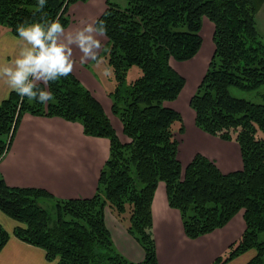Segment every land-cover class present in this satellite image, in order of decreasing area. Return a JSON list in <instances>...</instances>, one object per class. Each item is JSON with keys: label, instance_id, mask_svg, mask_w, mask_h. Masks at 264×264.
I'll return each mask as SVG.
<instances>
[{"label": "trees", "instance_id": "16d2710c", "mask_svg": "<svg viewBox=\"0 0 264 264\" xmlns=\"http://www.w3.org/2000/svg\"><path fill=\"white\" fill-rule=\"evenodd\" d=\"M85 1L46 0L38 9V0H0V27L20 37L18 25L58 17L65 28L72 21L70 5ZM263 4L126 0L122 6L108 0L97 21L106 25L108 62L117 77L111 110L128 139H120L102 103L72 72L33 89L53 94L47 104L11 92L0 105V134L7 136L0 138V159L25 113L80 122L84 134L106 137L111 145L93 197L56 199L47 189L10 187L0 176V208L18 222L16 237L44 249L47 260L56 264H159L152 201L159 183L165 182L169 205L181 212L190 238L223 228L244 211V234L213 264H225L249 250L255 255L248 264H264V102L237 97L231 90L264 85V36L256 21ZM205 17L214 24L215 49L189 104L197 127L238 141L243 167L229 173L202 153L182 164L179 134L185 131V119L170 104L186 81L172 59L189 61L202 49ZM134 65L140 76L127 83L126 73ZM48 198L54 200L52 208L43 205ZM107 205L120 217L129 215L128 231L145 250L142 261H129L117 250L105 224ZM9 238L0 224V252Z\"/></svg>", "mask_w": 264, "mask_h": 264}, {"label": "crops", "instance_id": "0c3cea01", "mask_svg": "<svg viewBox=\"0 0 264 264\" xmlns=\"http://www.w3.org/2000/svg\"><path fill=\"white\" fill-rule=\"evenodd\" d=\"M107 3L108 0H86L70 5L69 14L72 21L65 27V31H73L72 35L75 36L74 30L82 26L80 21L82 19L88 22L97 21L107 8ZM256 21L259 32L264 34V4L257 14ZM205 27H208L210 31L209 40L213 43L214 24L207 17L203 19V28ZM66 34L60 35L58 43L67 42ZM100 39L103 45L100 51L104 52L105 49L109 48V41L107 37ZM203 46L204 40L202 49ZM71 47L75 60L72 73L102 103L104 111L114 124L120 139L126 142L127 136L124 134L123 137L119 132L120 130L122 132V123L111 110L112 99L108 98V105H105L98 94L102 92H99L102 84L94 73L96 70L99 72V69L88 68L87 62L95 63V61L88 60L82 64L80 62L82 53L75 44ZM30 48L31 45L27 41L21 37H15L8 28L0 27V105L10 96L11 92L15 91L10 87V75L5 73L3 69L11 68L15 71L17 68L15 59L20 56L22 50ZM209 48L204 55H207V59L210 61L215 49L214 44H211ZM207 67L208 65L201 70L206 72ZM32 81L33 76L29 75L25 84ZM172 105L174 107L175 102ZM174 108L178 107L175 106ZM113 116L114 120L112 119ZM192 120V132H187L185 125L184 142H187V139L194 134L215 146L212 147V150L196 151V154L197 152L202 153L214 162L218 159V162L215 163L224 173L243 167L242 154L239 155L236 151L219 152V150H215L222 144L221 141H217L207 134L208 132L206 133L197 127L194 113H192ZM18 125L9 151L0 159V176L5 179L10 187L24 186L47 189L56 199L93 197L98 187V178L103 165L109 159L111 145L108 138L88 136L84 134L80 122L66 121L60 117H42L25 113ZM192 149L193 147L186 150L185 156H181L180 160L183 165L196 156V154L191 155ZM156 190L152 201V214L159 264H213L219 257L224 258L229 248L244 234L246 221H244V211H241L223 228L216 229L209 234L200 236V238H190L185 234L181 212L169 205L165 182L159 183ZM47 200H51L52 203L47 202ZM47 200H43V205L54 204L53 199L48 198ZM104 216L105 224L116 229L117 235H113L109 228L114 244L116 243L115 246L118 247L117 250L120 248L129 261H142L145 257V250L129 233L128 223L125 222L127 220L121 221V224L118 223L120 218L115 215L109 205L105 207ZM108 219L109 223H107ZM0 224L10 234L8 243L0 252V264H56L47 260L44 249L23 242L16 237L14 229L18 222L13 218L11 219L1 208ZM254 255L255 251L249 250L225 264H248Z\"/></svg>", "mask_w": 264, "mask_h": 264}, {"label": "clouds", "instance_id": "9594fccd", "mask_svg": "<svg viewBox=\"0 0 264 264\" xmlns=\"http://www.w3.org/2000/svg\"><path fill=\"white\" fill-rule=\"evenodd\" d=\"M46 0H38L37 8L43 9ZM48 27L45 30L44 25ZM81 27L76 28L75 36L73 31H65V28L57 17L55 20L47 23L35 22L25 26H17L19 36L31 45L28 50H22L20 56L15 59L17 66L13 71L11 68H4L3 71L10 75V87L21 97L27 96L28 99H38L40 103L47 104L54 100L51 92L45 90L33 91L38 88V83L47 86L49 80L56 81L61 76H67L72 72L75 63L73 57V48L82 53L80 62L83 64L88 60H94L99 63V56L103 45L101 37H106L107 29L104 21L81 20ZM66 34V43H58L60 35ZM50 42V43H49ZM33 76V81L25 84L28 76Z\"/></svg>", "mask_w": 264, "mask_h": 264}, {"label": "rangeland", "instance_id": "374dc122", "mask_svg": "<svg viewBox=\"0 0 264 264\" xmlns=\"http://www.w3.org/2000/svg\"><path fill=\"white\" fill-rule=\"evenodd\" d=\"M111 1L116 2L122 6H126V0H111ZM260 31H262V30H260ZM209 33H210V31L208 30V27L203 28V33H202L203 34L202 36H204L203 49H201L197 53V55H195L191 60H189V61H187V60L186 61H184V60L175 61L172 59L174 67L178 70V72L182 73V75L186 78V81H185V86H184L181 94L179 95L180 97L175 101H171L170 104L175 102V106L178 107L177 108L178 111L182 112L181 114H182L183 118L185 119V122H186L185 125H186L187 132H189V131L192 132V121H193L192 120V113H194L192 107H190L189 100L193 96L194 92L196 91L202 75L205 74V72L201 69H204V67L209 64V62H208L209 59H207V55H204V53L208 49H210L209 47L211 46V44H213L212 41L209 40V37H210ZM260 34H263V33L260 32ZM263 36H264V34H263ZM108 47H109V43H108ZM211 51H212V49H211ZM211 51H210V54H211ZM107 52H108V54H105L104 52L100 51L99 56L101 58V61L99 63H97V61H95V63L87 62L89 65L88 68H91L92 70H93V68L99 69V72L96 70L94 74L97 77L98 81L101 82V84H102V88L99 89V92L100 91H102V92H100L98 94L100 96V99H103L105 105H108L109 99L111 98L110 93L116 89V85H117V77L115 75L114 69L108 62L109 48H108ZM205 71H206V69H205ZM139 72H140V69L136 65H134V67H132L131 69H128V71L126 73L127 83H131L135 80V78L139 77L140 76ZM231 90H232V93L237 97H240V98L245 97L251 101L254 100L257 102H264V85H262L258 89H253L252 91H246L244 89H241V88L238 89L235 87H233ZM189 111H190V114H189ZM112 115H113V113H112ZM112 119L114 120V116ZM119 132L124 137V133L121 132V130ZM207 134L211 135L217 141H221L222 144H220L219 147H216L215 150H219V152L236 151L239 153V155H241V152L239 151L238 141L235 140L234 137L231 140H225V139H222L221 137H218L216 135H213L210 133H207ZM185 135H186L185 133L179 134V137L181 138V146H180V149L178 152L179 158H181V156H185V154H184L185 151L190 150L192 147H193V149L191 151V155H195L196 151H201V150L205 151V149L212 150V147L214 146L213 143L207 142L206 140H203V139L197 137V135L195 136L194 134H192L187 139V142H184L185 141ZM0 138L6 139L7 136L4 134H0ZM215 162L217 163L218 159ZM47 202L52 203L51 200H47ZM45 206L52 208L54 205L53 204H47ZM115 215H118V214L115 213ZM118 217L120 218V219L117 218L118 223H120V224H121V221L127 220V221H125L127 223L129 221V215L127 213H123L121 215V217L118 215ZM107 223H109V219L107 220ZM107 226L111 229L113 235H117L115 227H112L109 224H107ZM262 238H264V236H262ZM118 250L120 251L121 249L119 248ZM120 252L122 253V255L125 258H127V256L124 254V252L122 250Z\"/></svg>", "mask_w": 264, "mask_h": 264}]
</instances>
